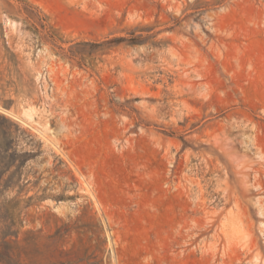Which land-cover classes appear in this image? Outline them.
Masks as SVG:
<instances>
[{
    "label": "rangeland",
    "instance_id": "374dc122",
    "mask_svg": "<svg viewBox=\"0 0 264 264\" xmlns=\"http://www.w3.org/2000/svg\"><path fill=\"white\" fill-rule=\"evenodd\" d=\"M0 109V264H264V0H0Z\"/></svg>",
    "mask_w": 264,
    "mask_h": 264
},
{
    "label": "bare ground",
    "instance_id": "6f19581e",
    "mask_svg": "<svg viewBox=\"0 0 264 264\" xmlns=\"http://www.w3.org/2000/svg\"><path fill=\"white\" fill-rule=\"evenodd\" d=\"M0 110H1V109H0ZM2 111H3V110H2ZM5 111H6V110H5ZM9 114H10V113H9ZM28 115H29V114H28ZM28 115H27V116H28ZM13 116H14V115H13ZM28 118H29V119H31V117H30V116H28ZM21 121H22V119H21Z\"/></svg>",
    "mask_w": 264,
    "mask_h": 264
},
{
    "label": "trees",
    "instance_id": "16d2710c",
    "mask_svg": "<svg viewBox=\"0 0 264 264\" xmlns=\"http://www.w3.org/2000/svg\"><path fill=\"white\" fill-rule=\"evenodd\" d=\"M117 41H119V40H117Z\"/></svg>",
    "mask_w": 264,
    "mask_h": 264
}]
</instances>
